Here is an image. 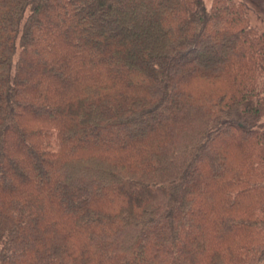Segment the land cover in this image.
Segmentation results:
<instances>
[{
    "label": "trees",
    "instance_id": "trees-1",
    "mask_svg": "<svg viewBox=\"0 0 264 264\" xmlns=\"http://www.w3.org/2000/svg\"><path fill=\"white\" fill-rule=\"evenodd\" d=\"M0 264H264L247 2L0 0Z\"/></svg>",
    "mask_w": 264,
    "mask_h": 264
},
{
    "label": "rangeland",
    "instance_id": "rangeland-1",
    "mask_svg": "<svg viewBox=\"0 0 264 264\" xmlns=\"http://www.w3.org/2000/svg\"><path fill=\"white\" fill-rule=\"evenodd\" d=\"M212 0H206L207 5H210ZM247 2L261 18L264 26V0H243Z\"/></svg>",
    "mask_w": 264,
    "mask_h": 264
}]
</instances>
